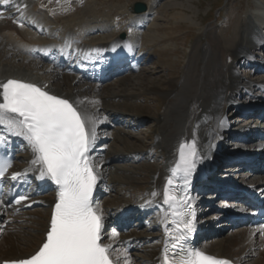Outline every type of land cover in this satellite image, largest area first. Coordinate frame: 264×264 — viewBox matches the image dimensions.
<instances>
[{
    "label": "bare ground",
    "instance_id": "1",
    "mask_svg": "<svg viewBox=\"0 0 264 264\" xmlns=\"http://www.w3.org/2000/svg\"><path fill=\"white\" fill-rule=\"evenodd\" d=\"M11 1L12 0H8V2ZM151 2L153 3V1ZM15 3L17 5H15L14 8L16 13H18V16L15 17L8 14L9 10L3 7L4 3H0V84L7 82L9 79L35 84L48 91L49 94L68 99L82 113L94 117L98 121L97 130L106 125L114 127L110 119L112 114H109L106 109L111 105H119L116 102L119 103L118 100L127 98V93H125L124 87H121L119 90H114L112 85L118 84V86H126V84H128L132 86L133 84L130 82L133 81V76L130 71L126 72L125 67L120 68L118 73L122 74V76L120 75V77L114 79L112 83L101 84L92 82L90 78L91 75L87 77L84 66L76 65L78 68L82 69V71L73 73L72 64H68L67 62L65 64H50L45 59L36 57V55L31 52V48L33 46L47 47L49 45H61L66 41L70 47L80 46L83 55L88 59V63L96 60L97 53H103V55L107 53H128L129 57H132L133 60L138 63L145 59L143 56L145 52L143 50H139V53L133 51V47L131 48L125 39L116 37L114 33L111 34H114L112 36L115 37L109 36V34V38L102 41H90L91 35L90 32L87 31L89 27L87 23L95 21L96 18L93 17L92 20V16L95 15H91L90 11H86L88 8L84 9L85 12L83 11L84 13L81 17L73 15L66 18V16L63 17L62 13H60L66 7H58L57 4H52L51 1L48 0H18V2ZM148 8L150 9V7ZM148 11L142 14H134L130 11L131 18H129V20H131L130 23L126 25H131L134 28L145 27L149 22ZM31 14L48 29L46 36L41 38L36 37L34 32L25 26L18 18ZM84 17H90L91 19L85 20ZM50 18L53 22H51ZM263 29L264 1L262 0L255 4L254 9L246 18L242 20L239 18L235 23H230L223 33L224 37L207 36L210 40V44L202 50V62L198 65V68H196L198 54L200 55V50L197 49L195 53L190 55L188 68L181 82L178 78H169L166 83V88L160 89L157 83L160 78L158 75H160L161 72L153 71V77H151V79L144 75V77H139L138 79L140 81L133 86L137 89L142 88V90L144 88L146 92H153L154 96L152 98L160 96L159 99L162 101V106L159 118H157L156 121L160 130L158 134V143L164 154L163 157L160 158L161 163H158L159 159L155 157L153 158V162L150 163L151 165L149 164L152 175L148 178V191L143 192L141 188L135 186L134 191L131 192L132 194L130 193L128 196L133 198L138 197V199H136L137 201L131 203V198L129 197L130 200H123L117 204L114 203V209L120 214L129 212V210L134 209L137 205L141 208L157 210L155 215L150 218L151 221H155L154 228L156 229V233L149 232L140 234L138 232H131L126 236L127 239H137L139 243L143 240L150 243L143 248L144 251L142 254H139L140 257L149 264L161 263V256L166 246L164 243V235L171 225L173 217L169 204L164 202V188L167 185V181L172 179L174 172L178 170L176 166L180 158L181 144L185 145V150H187L188 145H190L193 140L196 142L199 160L194 171V179H197L202 173L205 174L209 171L212 173V170H215V161L225 156L223 155L225 152L224 144L221 145L224 138L231 137L236 139L240 135L239 132H249L251 135H254L255 132L260 134L259 129L255 130L256 127L252 125H248L243 131L235 129L230 126L228 119L232 113H240L241 117L251 114V116H255L256 119L264 117V80L253 81L252 79L250 80L242 76L238 73V66L236 65L237 58L243 56L248 59L253 70L257 68L264 70V59L262 55L256 53L257 51L254 52L255 50L264 49V34L263 36L260 35ZM166 37L167 36L158 38L151 37L149 39L150 46L163 45L165 43L164 38ZM126 45L128 47H126ZM136 45L135 43L134 46ZM137 48L138 45L136 46V49ZM212 49L216 50L218 55H208L207 52L209 50L213 53ZM224 52H226L225 57L222 58ZM113 56L118 57V55ZM221 58L223 61H221ZM106 62H109V60L107 59ZM115 71L116 70H111L110 72L102 73V76L107 77L109 73H114ZM89 72L91 73V71ZM146 73H148V70ZM260 75L264 76V71L261 72ZM101 88H104L103 91ZM105 90L106 92H104ZM243 92L249 94L247 99H245ZM95 101H99V103L97 104ZM113 115L115 116L113 118H125L123 121L129 123L126 115ZM248 118L249 117L246 119ZM143 120L144 118L140 117L138 121L142 123ZM248 120L250 121V119ZM99 121H103V123H99ZM221 121H223V123H221ZM251 121H253L252 118ZM123 135L130 137L128 133H124ZM256 135L258 134H255V136ZM102 136H99L97 133L96 141L101 139ZM14 139H19L25 145L23 152H21V156H19L23 159V162L15 166L18 170L27 163L31 164L30 162L34 159V154L23 138L14 136ZM115 140L117 141L119 139L115 138ZM251 145L254 148L258 147L256 156H261L264 147H261L259 144ZM125 147H122V152ZM129 147L131 149H138L131 145H129ZM129 147L127 146V148ZM226 152V154L229 153L228 151ZM135 158L134 156L131 159ZM124 159L128 158L126 157ZM124 159L116 156H102L100 152L93 154L92 161L97 166L96 171L100 177L99 186L102 185L103 187V183L107 182V186H104L105 188L103 189L105 193L109 192L110 184L113 183L118 186L121 182L114 178H108L107 175L109 171L107 172L103 169V165H107L108 163L114 164ZM251 166L253 167L255 165L252 163ZM260 166L257 167V169H260ZM223 168L231 170L237 169L235 164L224 165ZM219 171L222 172L223 170ZM147 174L144 173L143 170L140 171L141 178L146 179L148 177ZM214 175L217 177L216 174ZM261 175V181H263L264 174ZM224 177L221 178L224 179ZM258 177L257 175V178ZM244 181L246 185H248V189H250V185L251 188L254 187V185H252L253 182L248 181L246 178ZM130 184V182H126L124 185L121 184L123 187L119 188V192L122 193L128 190V188L133 187ZM198 184L199 183H197V185ZM197 185L192 187V192L196 191ZM203 188L209 189L210 185L204 184ZM256 189L264 191V182L262 187H257ZM153 192L156 193L155 196L152 195ZM191 198L194 205L195 203H200L198 200L199 198L194 196V193ZM52 199L53 197L51 195L44 196L41 199L43 206L25 211L22 216L17 215L9 222H5V219L1 218L0 260L26 258L39 248L50 220ZM108 201V198L103 202L102 200L100 201L99 198L95 201L96 207L103 213L104 225L110 213L109 207L107 206ZM226 203L229 207L230 202ZM226 210L230 211L232 208L229 207ZM2 214L3 212L0 208V216ZM205 228H208V226L202 224L196 218L195 229L202 231V229ZM232 232L233 231H231V233ZM111 233L112 230H106V228H104L103 241L106 244L110 243L112 245L114 250L113 256L116 258L118 253L122 251L118 248L123 241V236L118 234L115 239H111ZM256 233L258 232H256L255 229L242 228L221 239H219L220 236L217 237L218 239L213 237L211 239H215L214 241L209 240L207 243L202 244V247L208 255L214 258L227 257L235 260L238 264H264V235ZM140 252L141 251H138V253ZM130 264H134L132 256H130Z\"/></svg>",
    "mask_w": 264,
    "mask_h": 264
},
{
    "label": "snow or ice",
    "instance_id": "2",
    "mask_svg": "<svg viewBox=\"0 0 264 264\" xmlns=\"http://www.w3.org/2000/svg\"><path fill=\"white\" fill-rule=\"evenodd\" d=\"M7 2L0 0V3ZM97 126L94 117L42 87L16 79L0 84V132L23 138L34 154L31 165L38 166L36 179L51 180L58 187L46 240L34 255L13 264H130L127 250L113 258L112 245L103 242V213L93 206V191L100 177L89 153L97 139ZM7 135H0V143L6 142ZM198 160L195 140L187 151L181 144L176 167L183 172L185 185ZM10 167L9 160H0V179ZM22 175L25 174L16 172L10 179L18 180ZM172 184L173 180L169 179L164 188V202L170 206L177 200L170 193ZM27 199L19 195L15 203ZM182 199L184 210L174 215L191 218L181 219L177 224V234L171 239L173 254L169 256L165 247L163 264H230L186 247L195 224L192 204L188 198ZM117 236L118 232L113 229L111 239Z\"/></svg>",
    "mask_w": 264,
    "mask_h": 264
},
{
    "label": "rangeland",
    "instance_id": "3",
    "mask_svg": "<svg viewBox=\"0 0 264 264\" xmlns=\"http://www.w3.org/2000/svg\"><path fill=\"white\" fill-rule=\"evenodd\" d=\"M48 1H51L52 4L53 3L55 5L57 4L58 7L59 6L64 8L66 7L60 12L62 13V16L63 17L66 16V18L73 15L75 16L77 15L81 17L82 14L85 12L84 9L88 8V10L86 11H90L91 15H95L92 16V20L93 17L96 18L97 20L95 19V21L93 22L90 23L88 22L89 24L87 23V25L88 26L97 25L98 28L105 30L100 33L91 34L90 41H102L114 34L116 37H118L121 32H124L130 42L133 43V41H135V43L138 45V50H143L145 52V54L143 55L145 59L142 61V65H141L142 70L132 73L133 81H131L130 83L133 85L132 86L128 84H126V86L125 85L118 86V84L112 85V88L114 90H119L121 87H124L125 93H127L126 94L127 98L118 100L119 103L116 102L119 105H111L108 106L106 109V111L109 114H112L111 119L115 123L114 127L102 128L101 130L98 131L100 135L106 136L104 137V139H102V141L105 142L101 146L102 148L101 152H103L102 156L105 154L106 157L116 156L121 159H124L126 157L128 158V159L120 160L119 162H115L114 164L112 163H108L107 165L104 164L102 168L105 169L107 172L109 171L107 177L114 178L117 181H120L122 185L126 184V182H130L131 183L130 185L133 186L128 188V190H125L122 193H120L119 188L123 187L121 184H118V186H116L113 183L110 184L109 192H106L107 194L108 193L109 194L107 195L105 193L104 196L102 195V202L106 198H108L109 201L107 206L108 207L113 206V208L115 206L114 203L117 204L123 200L124 201L130 200V198H131L130 200L131 203H135L138 197L133 198L128 195L132 191H134L135 186L141 188L143 192L148 191L149 184L147 182L149 176L152 175L150 163L153 162L154 160L153 158L155 157L159 159L158 163H161L160 158L163 157L164 152L162 151L161 146L158 143V139H159L158 134L160 133L159 132L160 130H159V125L157 124L156 121V119L159 118L161 106H162V101L161 99H159L160 96L159 97L155 96V98H152L154 96L153 92L151 91L146 92V90L144 91V88L143 90L142 88L139 89L134 88L133 87L134 84L136 85V83L140 81L138 78L144 77V75L145 77L151 79V77H153L152 74L153 71L161 72L160 75H158L160 76V78L158 79V83H157L160 89L166 88V83L168 82L169 78L170 79L178 78L181 82V79L183 80V76H185L186 70L188 68L190 55L195 53V50L197 49L200 50V55L198 54V62L196 64V68H198V65L202 62V57H201L203 55L202 50H204L210 44L209 42L210 40L207 38V36L208 37L218 36L219 38L224 37L223 33L230 23L232 22L235 23L237 20H239V18L241 20L246 18L247 15L254 9L255 4L259 3L262 0H48ZM135 1L144 2L147 3V5L148 4L150 5L149 6L150 9L148 11L149 22L144 28L136 29L131 25L127 26L131 20V19L129 20V18H131L130 17L131 15L129 13L130 12L129 8L131 5H133ZM151 1H153V3ZM84 18L85 20L91 19L90 17L88 18L84 17ZM50 20L51 22H53L51 18ZM129 27H133V28H129ZM130 29L131 31H129ZM260 35L263 36V33H261ZM157 36L158 37L167 36L168 38L167 37L164 38L165 43L163 45L157 44L158 46L155 45L154 47H151L149 43V39L151 37L158 38ZM212 52L213 53H211V50H209L207 53L208 55L214 54L213 56L218 55L216 50L212 49ZM254 52L261 54L262 58L264 59V49L255 50ZM225 53L226 52L223 53L222 58L225 57ZM221 61H223V59ZM236 65L238 66V73H240L242 76H245L250 80L252 79L253 81L264 80L263 78L264 76L260 75V73L263 72L264 70L259 68L253 70L247 58L243 56L238 57L236 60ZM146 69L148 70V73H146L147 71ZM171 71H173L174 73ZM113 80L114 79H111L110 82H106L105 84L112 83ZM101 89L103 91L104 88ZM104 92H106V90ZM243 93L245 99H247V96H249V94H247L246 92ZM113 114L126 115L127 121L129 123L123 121L125 118L124 119L120 117L113 118L115 117ZM240 115H241L240 113H234V114L232 113L230 115L228 122L230 123L231 127L235 129L237 128L240 129L243 126L247 127L248 125H252V126L256 125L253 122L254 119H256L255 116H253V121L251 120L249 121L248 119L243 118L244 115L242 117ZM140 117L144 118L142 123H139L140 121H138ZM245 127H243L242 129L245 130ZM124 133H128L130 137L123 135ZM115 138H118L119 140L116 141ZM102 141H100V143H102ZM231 142H232L231 137H226L222 140L221 145L224 144V148H225L224 149L225 152L223 153V155H227L226 151L231 153V151H233V149L235 148V144L237 145L236 142L234 143V145ZM258 142L260 141L258 140L255 141V143ZM129 145L134 146L138 149L135 148L131 149ZM127 146L129 148H127ZM122 147H125L123 152H122L123 149ZM134 156L136 158L131 159ZM220 161L221 158L215 161L214 173L217 176L221 172L219 170L223 168V167L221 168V166L216 168V164L219 163ZM227 168H231V167H227ZM142 170L146 174L149 173L147 174L148 177L146 179L141 178L140 171ZM258 176L259 178H261L262 175H258ZM234 178L238 179V174L234 175ZM233 181L234 179H232V181L229 182L233 183ZM198 200L201 202V204L199 203L200 206L199 212L202 211L201 209H203V207H205L204 210H206V211L203 210L202 213H200V218L207 219V218L215 217L216 214H214L213 212H217L216 207L218 202L216 201L214 203H211L210 201H207L204 198H201V200L199 198ZM215 223H217V221ZM215 223L212 224L214 225ZM229 230L230 229L228 228L223 229L219 239H221L226 235L236 232L235 231L231 233V230L230 231ZM140 231L145 232L147 231V229L142 228L140 229ZM214 240L215 239L213 240L211 239L210 241H214ZM138 251L141 252L135 255L140 256L139 254H142L144 249L143 248L141 250L138 249ZM132 259L134 260L133 257ZM134 264H140V263L134 262Z\"/></svg>",
    "mask_w": 264,
    "mask_h": 264
},
{
    "label": "water",
    "instance_id": "4",
    "mask_svg": "<svg viewBox=\"0 0 264 264\" xmlns=\"http://www.w3.org/2000/svg\"><path fill=\"white\" fill-rule=\"evenodd\" d=\"M147 9V6L144 2H134L132 7H131V11L133 13H142Z\"/></svg>",
    "mask_w": 264,
    "mask_h": 264
}]
</instances>
